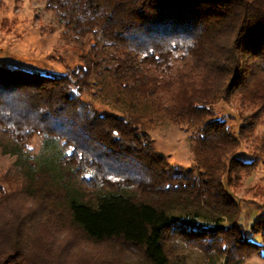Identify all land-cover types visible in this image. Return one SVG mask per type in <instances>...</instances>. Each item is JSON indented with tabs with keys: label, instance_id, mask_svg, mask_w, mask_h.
Listing matches in <instances>:
<instances>
[{
	"label": "trees",
	"instance_id": "1",
	"mask_svg": "<svg viewBox=\"0 0 264 264\" xmlns=\"http://www.w3.org/2000/svg\"><path fill=\"white\" fill-rule=\"evenodd\" d=\"M46 1L68 33H100L115 53L87 54L60 75L0 64V149L22 159V148L41 135L66 151L61 180L46 166L23 165L25 181L14 191L32 201L22 211L10 209L12 194L0 188V264H77L60 256L64 228L114 251L78 264H134L128 254L142 257L137 264H186L185 245L224 264L264 260V217L247 235L227 189L264 162V139L253 160L239 158V139L212 108L226 91L242 96L256 110L240 139L252 137L264 113V0ZM177 54L183 65L174 71ZM94 75L111 76L130 103L166 94L159 110L170 122L198 128L197 165L177 172L140 118L100 114L83 102L79 93ZM68 174L98 191L82 194Z\"/></svg>",
	"mask_w": 264,
	"mask_h": 264
},
{
	"label": "rangeland",
	"instance_id": "2",
	"mask_svg": "<svg viewBox=\"0 0 264 264\" xmlns=\"http://www.w3.org/2000/svg\"><path fill=\"white\" fill-rule=\"evenodd\" d=\"M77 40L83 41V45ZM107 44L100 33L81 38L68 33L58 14L47 8L46 0H0V64L43 74H66L82 66L87 54L94 58L95 52L98 51L97 55L102 60L103 57L115 53L114 48L105 47ZM182 65L183 56L177 54L172 61L174 71ZM79 94L83 102L94 106L100 114L115 115L125 120L133 116L140 118L156 151L163 155L177 172H185L197 165L195 138L198 128L189 123L175 125L170 122L169 117L159 110L160 103L167 104L166 94L130 103L125 94H118L115 81L106 75H94L90 89ZM241 99L242 96L231 95L226 91L221 99L213 103L212 108L216 118L225 120L230 131L239 139L236 156L250 161L258 154L256 148L264 139V113L261 114L252 137L248 140L240 139V130L245 118L250 117L256 110L243 106ZM3 144L9 145L6 141ZM27 144L26 148H22V159L4 153L6 149H0V188L11 192L9 207L18 212L22 211L25 205H31L32 201L30 198L19 197L14 191L25 181L21 176V173H24L23 165H27L28 169L30 166L36 169L46 166L59 178L57 180L65 177V167L63 165L60 168L59 164L66 151L59 142H49L45 136L38 135L31 138ZM68 176L71 185L82 194L91 196L98 191L82 182V176ZM238 178L241 180L240 187L234 189L229 183L227 189L240 204V223L247 235H250L253 222L264 217V162L251 172L242 173ZM228 181L225 176V184ZM249 192L251 194H248ZM68 242L71 244L68 245ZM110 253L113 254L114 251L108 250L107 246L89 245L75 232L65 228L60 230V256H63L62 259L67 263H85L98 255L109 259ZM181 253L186 257V264H224V259H205L201 251L194 247L185 245ZM128 257L134 264L143 261L137 254H128ZM243 264H264V260L253 257Z\"/></svg>",
	"mask_w": 264,
	"mask_h": 264
}]
</instances>
